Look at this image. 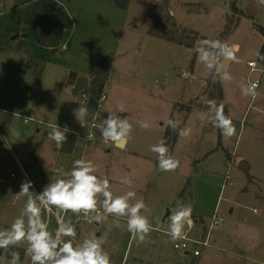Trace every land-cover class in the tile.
I'll return each instance as SVG.
<instances>
[{
	"label": "rangeland",
	"instance_id": "obj_1",
	"mask_svg": "<svg viewBox=\"0 0 264 264\" xmlns=\"http://www.w3.org/2000/svg\"><path fill=\"white\" fill-rule=\"evenodd\" d=\"M28 1L0 0V177L6 178L0 183V230L11 225L27 200L13 203L21 172L10 149L38 193L60 177L57 169L67 173L74 160L83 158L95 164L96 175L108 177L114 194L134 191L150 210L144 214L155 230L143 244L131 238L124 218L121 228L113 226V216L100 223L89 217L73 221L78 238H103L111 264H196L192 256L174 249L166 234L170 210L186 204L192 205L195 217L185 228L189 236L207 229L212 215L222 219L211 229L209 245L194 257L199 264H264V59L257 56L264 55V34L258 31L264 27V6L256 0H129L120 10L114 0H56L72 18L73 28L63 38V49L51 54L36 43L34 26L19 24ZM20 36L27 37L31 55L44 63L40 79L24 73L29 56L17 49ZM202 39H219L236 49L240 62L228 61L224 68L230 81L214 78L198 62L195 46ZM179 40L193 47L178 45ZM104 53L113 61L104 85L107 97L95 122L123 106L119 115L133 124L123 147L105 142L95 128L94 137L84 140L86 131L73 113L81 105L70 92L72 74L83 75ZM186 75L203 82L196 84ZM254 79H260L258 95L244 96L241 84ZM217 80L225 115L237 129L231 138L220 132L219 145V129L199 119L207 101L218 103L210 97ZM51 115L74 137L69 153L48 138ZM23 118L29 119L27 124ZM89 118L87 112L83 122ZM169 118L192 132L186 138L178 135L174 144L172 155L180 167L161 172L149 149L162 138ZM139 121L148 122L150 129H141ZM239 160L249 164L248 173ZM11 172L17 174L14 181L7 178ZM128 174L131 187L120 183ZM95 215H104L101 206ZM48 223L54 234L57 224L51 214ZM19 246L25 250L27 244ZM0 264L7 260L0 258ZM21 264H31L25 253Z\"/></svg>",
	"mask_w": 264,
	"mask_h": 264
},
{
	"label": "clouds",
	"instance_id": "obj_2",
	"mask_svg": "<svg viewBox=\"0 0 264 264\" xmlns=\"http://www.w3.org/2000/svg\"><path fill=\"white\" fill-rule=\"evenodd\" d=\"M256 2L264 6V0ZM195 47L198 62L204 64L214 78L221 81L232 79L230 72L223 69L222 60L240 62L233 46L219 39H202ZM257 56L264 59V55L257 53ZM258 87V81H251L241 84L239 91L244 96L255 98L258 95ZM123 111L124 108L121 106L116 111L109 112L107 117L96 125L105 142L119 144L131 136L133 124L129 122L128 117L119 115ZM87 112L86 106H79L73 110L76 120L81 125ZM199 119L201 122L211 123L223 136L231 138L237 134L232 119L224 113L223 103L218 105L215 100L207 101V111L201 113ZM138 123L141 129H150L148 122ZM164 126L176 131L178 123L169 118ZM49 127L51 131L48 138L55 142L57 148H62L68 140L67 133L70 129L61 128L56 123L55 116L50 118ZM191 132L190 127H185L179 129L178 135L186 138ZM73 134L78 135L75 132ZM86 138L93 137L89 135ZM149 150L156 154L157 167L161 172H174L180 167V160L170 153L165 138L159 139ZM96 172L97 168L91 160L76 159L69 172L63 173V169H57L60 177L45 185L39 193L30 190L34 188V183L25 177L13 203L21 197H27V200L20 215L9 227L0 230V250H3V256L0 258L7 260V264H21L20 252L15 249L26 242L27 247L24 251L25 255L30 257L31 264H111V257L103 247V238L95 234L91 238H78L73 217L79 218L81 215L89 217L96 223L105 220L107 216H113V226L116 228L123 227L121 219L124 218L131 238L138 244L146 243L148 235L155 229L150 223L149 216L144 214L150 210L143 198L138 199L134 191H127L122 195L114 194L108 177L98 176ZM120 183L131 187V174L121 178ZM98 205L103 208V216L95 215ZM44 211L55 218L57 224L55 234L49 230V223L43 216ZM192 217L191 204L170 210L168 216L170 223L166 234L176 247H181L178 241L188 238L185 228L193 224Z\"/></svg>",
	"mask_w": 264,
	"mask_h": 264
},
{
	"label": "trees",
	"instance_id": "obj_3",
	"mask_svg": "<svg viewBox=\"0 0 264 264\" xmlns=\"http://www.w3.org/2000/svg\"><path fill=\"white\" fill-rule=\"evenodd\" d=\"M128 1L129 0H114L116 6L120 10L127 8ZM232 9H235L234 3H232ZM19 24L34 26V37L36 43L47 48L51 54L59 51V47L64 37L63 35L66 32L71 31L73 28L72 18L69 16L64 7L56 0L28 1V5L24 9L22 18L21 20H19ZM258 31L263 35L264 27H258ZM177 42L178 45H183L188 49H191L193 47V43H183L180 40ZM1 49L2 47H0V50ZM17 49L19 51H22L25 55L29 56V58L25 62L24 73L40 79V77H42L43 75L42 72L44 70V63L31 55L33 46L32 43L27 40L26 36H23L18 40ZM261 50L262 52L264 51V45ZM112 61L113 56L111 54H104L100 56L97 61H93L88 64L85 73L90 77V81L88 86L83 90V92H86V94L88 95L86 102V107L88 109L94 108L97 99L103 92L105 80L111 73L110 66ZM213 84V89L216 90V93L211 92L210 97L213 99L214 95V98L217 100V104L219 105L220 103H223V89L221 88L218 80L213 82ZM226 111L227 107H225L224 104V113H226ZM178 132L179 128H177L176 131H173L170 127H165L162 133V138H165L167 140V145L169 147L170 153H172L174 144L178 138ZM67 136L68 140L66 143H64L63 147L60 148V150L69 153L74 149L73 145L75 140L72 135L69 134ZM219 139L220 130L218 133V145L220 144ZM15 250L20 252L22 262L25 253L24 248L18 246ZM2 256L3 250H0V257ZM8 259H10V257H8Z\"/></svg>",
	"mask_w": 264,
	"mask_h": 264
},
{
	"label": "built area",
	"instance_id": "obj_4",
	"mask_svg": "<svg viewBox=\"0 0 264 264\" xmlns=\"http://www.w3.org/2000/svg\"><path fill=\"white\" fill-rule=\"evenodd\" d=\"M248 67H249V69H251V71H254L255 70V62H252V61L248 62ZM254 81H258L260 83V79H254ZM83 90L84 89H81L78 91L77 97L79 99V104L81 106H86L88 95L86 94V92H83ZM106 97H107L106 92L103 91L101 93L100 97L97 99L94 108L89 109V110H92V112L90 113L89 120L87 122H83L82 125L79 124L80 127L85 129V131H86L85 134H81V135L83 136L84 140H86L87 142L91 140V139H87L86 138L87 136L91 135L92 137H94V130H95L94 128H97L96 127L97 123L95 122L96 113L103 108ZM22 121L24 124H27L29 119L23 118ZM5 145H7L6 142H5ZM2 147L3 146H1V148ZM10 151H11V154H12L15 162L18 165V168H20L21 175L19 176V178H17V174L15 172H11V173H9L7 178L12 180V181H14V179L17 178L18 181L15 183V186L18 189H20V184H21L22 180L25 179V177L27 179H29V177L27 176L26 172L24 171V168H22L21 164L19 163V161L16 157V154H15V151H13L11 149H10ZM5 182H6V178L0 177V183H5ZM30 190H34L36 193H38V191L35 188L30 189ZM49 216H50V214L47 212V215H45V218H44L47 222L49 221ZM83 218H86V217L81 215L79 218L74 217V220L79 221ZM210 219L211 220H210V223H209V226L207 229L205 228V230L202 231V233L199 235H193V236L187 235L188 238L186 240L177 242L181 245V247H176L173 244L174 249L182 250L183 254L189 255L192 257L199 256L201 251L203 250V248H205L206 246L209 245L211 229L215 225L219 224V222H221V220H222L221 217L217 218L215 215H212V217ZM56 228H57V225H56ZM54 234H55V232H54ZM186 234H187V231H186Z\"/></svg>",
	"mask_w": 264,
	"mask_h": 264
},
{
	"label": "water",
	"instance_id": "obj_5",
	"mask_svg": "<svg viewBox=\"0 0 264 264\" xmlns=\"http://www.w3.org/2000/svg\"><path fill=\"white\" fill-rule=\"evenodd\" d=\"M228 64V60H222V65H223V69L226 68ZM187 78L193 82H195L196 84H200L203 81L200 79H195L193 78L191 75H187ZM70 84H71V93L73 96H77L78 91L81 89H85L88 86V78L87 76L84 77H77L76 74H72L71 80H70ZM117 147H123L124 141L120 142L119 144L114 143ZM239 166L242 168V170H244L246 173H248V168H249V164L247 162H245L244 160H239Z\"/></svg>",
	"mask_w": 264,
	"mask_h": 264
},
{
	"label": "crops",
	"instance_id": "obj_6",
	"mask_svg": "<svg viewBox=\"0 0 264 264\" xmlns=\"http://www.w3.org/2000/svg\"><path fill=\"white\" fill-rule=\"evenodd\" d=\"M72 31V30H71ZM71 31H68V33L69 32H71ZM66 35V33L63 35V36H65ZM64 38V37H63ZM63 47H64V44H63V40H62V42H61V45H60V48H59V50L60 49H63ZM105 54V53H104ZM107 54H109V53H107ZM110 69H111V66H110ZM76 74V76L77 77H82V76H84V77H86V73L84 72V74L83 75H79V74H77V73H75ZM187 76V75H186ZM87 78H88V82H89V77L87 76ZM71 85V84H70ZM187 86V85H186ZM70 91H71V89H70ZM103 91H104V88H103ZM105 103V102H104ZM89 113H91L90 111H88ZM98 115V114H97ZM97 115H96V117H97ZM52 116H55V115H51V117ZM56 117V116H55ZM49 122H50V120H49ZM97 125H98V123H97ZM49 127V126H48ZM62 128V127H61ZM95 129H97L96 131H99V129L98 128H95ZM163 131H164V127H163V129H162V133H163ZM96 133V132H95ZM5 138V137H4ZM127 141V140H126ZM126 141H124V144H123V146L125 145V142ZM7 143V142H6ZM114 144V143H113ZM6 146V145H5ZM174 148V147H173ZM172 154V153H171ZM193 219L195 218L194 216L192 217ZM196 221V220H195ZM192 261L194 262V261H197V263L196 264H199L200 263V258H192Z\"/></svg>",
	"mask_w": 264,
	"mask_h": 264
},
{
	"label": "flooded vegetation",
	"instance_id": "obj_7",
	"mask_svg": "<svg viewBox=\"0 0 264 264\" xmlns=\"http://www.w3.org/2000/svg\"><path fill=\"white\" fill-rule=\"evenodd\" d=\"M88 76V75H87ZM89 77V76H88Z\"/></svg>",
	"mask_w": 264,
	"mask_h": 264
}]
</instances>
